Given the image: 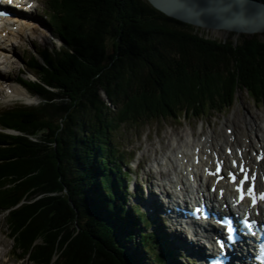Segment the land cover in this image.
<instances>
[{"label":"trees","instance_id":"trees-1","mask_svg":"<svg viewBox=\"0 0 264 264\" xmlns=\"http://www.w3.org/2000/svg\"><path fill=\"white\" fill-rule=\"evenodd\" d=\"M44 6L61 45L33 51L40 60L31 54L24 65L39 82L20 80L41 102L0 110L11 253L31 264H175L165 236L142 231L145 218L124 205L110 133L229 109L236 90L263 102L264 40L207 38L146 0Z\"/></svg>","mask_w":264,"mask_h":264},{"label":"rangeland","instance_id":"rangeland-1","mask_svg":"<svg viewBox=\"0 0 264 264\" xmlns=\"http://www.w3.org/2000/svg\"><path fill=\"white\" fill-rule=\"evenodd\" d=\"M46 1L47 0H37L38 10L33 14V19L37 22L35 26H24L17 34L14 33L8 40L4 41L8 47L6 46L7 48L1 51V53H5L0 56L1 58L3 57L2 60L6 58L8 61H3V63L0 64V110L15 105L36 106L41 102L39 97H35L33 94L29 93L27 89L19 83H21L20 80L39 82V73H36L38 75L36 76L33 72L26 70L24 67V65L28 63L31 54L36 57L38 61L40 60L36 52L33 51L44 48L48 51H52L53 49H58L61 45V42L52 32L51 26L47 24L48 19L44 17L47 14L46 11H44V3ZM196 32L207 38L216 40L229 38L233 41H237L241 38V35L220 31L197 29ZM257 37L264 40V33L257 34ZM107 50L109 52L108 41ZM3 85L5 86L3 87ZM8 86H14L22 93L24 91L27 92L32 96L34 102L25 103L26 101L23 99L10 97L11 94L8 93ZM234 97L233 104L229 109L220 112L210 111L201 117L190 116L185 117V119H179L177 117L148 119L134 124L125 123L117 126L110 133L112 137L111 144L116 147V152L122 151L124 155V168L130 172H134V167L138 163L140 164L137 170H135L136 175L127 181V188L128 185L132 186L131 184L134 183V192L138 193L140 196H145L146 190L148 189L150 192H158L160 189L157 185L159 182L158 178H152L150 176L151 172L149 171V167H151L152 161H159V157H161L162 154L169 152V149L174 145V141L177 143H185V141L192 139L200 140L212 133L214 140L220 145L221 153H223L225 145L221 140L223 137H228L226 133L228 128L238 135L242 132L243 127H249L248 125L251 123L253 126H257L260 125L261 122H264V101L254 102L244 90H236ZM16 134L20 133L16 132ZM257 135L261 138L262 134L258 132ZM35 138L37 137H34V139ZM242 140L244 139L241 138V141ZM253 143H255V141ZM149 184H151L152 187L149 188ZM127 190L131 192L129 188ZM130 200H132V197H130ZM141 211L142 213L145 212L142 207ZM148 217L150 218V216ZM6 227L4 214L0 213V264H31L26 259H17V257L10 252L11 241L7 235L8 230ZM149 230L150 229H148V231ZM179 237L184 238L181 234H179ZM137 241H139V239ZM170 244L171 243H167V246ZM129 246H131V244ZM183 255L185 257H183L182 260L176 259L175 254L172 256V259L180 264H186L189 260H192L191 254L183 253Z\"/></svg>","mask_w":264,"mask_h":264},{"label":"bare ground","instance_id":"bare-ground-1","mask_svg":"<svg viewBox=\"0 0 264 264\" xmlns=\"http://www.w3.org/2000/svg\"><path fill=\"white\" fill-rule=\"evenodd\" d=\"M264 3L263 0H258ZM27 13L31 14L30 8L26 9ZM21 20L19 23H7L5 21L0 22V35L2 36L3 34H10V33H18L24 26H28L25 23V19L29 21L27 16L21 15ZM17 21V20H15ZM26 21V22H27ZM30 24V23H29ZM52 34V33H51ZM53 36V34H52ZM1 38H4L3 36ZM7 37L6 39H8ZM7 44L5 43H0V55L4 54L1 53V51H4L7 47ZM13 48V47H11ZM3 58V57H2ZM0 56V61L2 60ZM5 59V60H4ZM3 61H8L6 58H4ZM2 61L0 62V64ZM10 63V62H9ZM12 64V63H11ZM8 89L10 90V97L12 98H19L23 99L26 101L25 103H32L34 102V99L32 96H30L27 92H20L16 87L14 86H8ZM27 93V94H26ZM254 123V122H253ZM256 124V122H255ZM254 124V125H255ZM248 125V124H247ZM249 127H243V130L241 133L238 135L232 132V134L228 137H223L222 138V143L225 145L226 148H230L232 150V155L231 157L234 158V160L238 163L243 165L245 167H252L254 164L258 169H260L261 164H264V122H261L260 125L253 126L251 123L248 125ZM261 132L262 138L259 139L257 133ZM192 137V136H191ZM239 137V138H238ZM241 138L244 140L241 141ZM174 140V139H173ZM247 140V141H246ZM22 141V140H21ZM255 141V143H253ZM257 147V152H255V148ZM173 151V152H172ZM225 150H223L224 152ZM237 151H240V156H238ZM253 151V152H252ZM172 152V154H170ZM169 156L165 157V161L169 162L171 165V169H173L174 172V178L177 180V183H173L175 186L177 184H182L184 182H187L190 177L192 180H197L200 179V176L202 175V170L204 167H210L211 161H214V157H220L224 158L227 157L226 155L222 154L220 152V145L214 140V137L212 136V133L208 134L206 137L201 138L200 140H189L185 141V143H180L174 141V145L172 146L171 149H169ZM221 154V155H219ZM173 161H178L176 163V166L174 167ZM261 162V163H259ZM188 170H187V169ZM258 171L257 169H255ZM166 172V171H165ZM153 176V174H150ZM165 175V174H164ZM124 181V180H123ZM126 182H124L125 184ZM174 186V187H175ZM4 191V190H3ZM150 196H152L154 201H158V198L156 196H153L149 192H147ZM137 195V194H136ZM155 195V193H154ZM136 199L138 200V196H135ZM150 199L146 198V203L152 204L151 197ZM179 203H176L175 206H177ZM186 203H180L177 209H181ZM144 206V205H143ZM159 208L161 207L160 204H158ZM123 208V207H121ZM135 209V208H134ZM146 209V208H145ZM137 212L140 211V208L135 209ZM147 211V210H145ZM162 212V209H160ZM135 212V211H134ZM181 215H188V214H182L179 212ZM134 214V213H133ZM194 244V243H193ZM12 245V242H11ZM189 252L193 253L195 257H197L196 260L200 264H203L204 262L199 258L203 254V248L200 246V244H194L189 250Z\"/></svg>","mask_w":264,"mask_h":264},{"label":"water","instance_id":"water-1","mask_svg":"<svg viewBox=\"0 0 264 264\" xmlns=\"http://www.w3.org/2000/svg\"><path fill=\"white\" fill-rule=\"evenodd\" d=\"M155 10L205 31L252 37L264 33V3L257 0H146ZM247 35V36H243Z\"/></svg>","mask_w":264,"mask_h":264},{"label":"snow or ice","instance_id":"snow-or-ice-1","mask_svg":"<svg viewBox=\"0 0 264 264\" xmlns=\"http://www.w3.org/2000/svg\"><path fill=\"white\" fill-rule=\"evenodd\" d=\"M9 2H11V0H9ZM232 166L235 168L237 166V162L233 161ZM240 171L244 173V175L241 176V178L238 181H237V177L231 172L228 173V180L230 183L236 182V191L238 194H240V198L243 199L244 198L243 189L246 184V181H248L250 177L247 174V170L243 168L242 162L240 164ZM219 172H220V165L217 164L216 172L209 173V174L213 175L217 180H219L220 179ZM251 179H255V174H252ZM262 179H264V177H262ZM247 197L248 199L251 200L252 205H255L257 202V199L264 201V190H261L257 196V194L253 191L251 184L249 183L247 186Z\"/></svg>","mask_w":264,"mask_h":264}]
</instances>
